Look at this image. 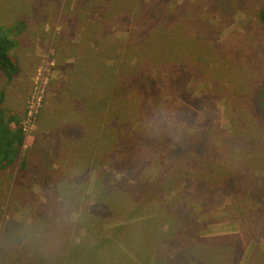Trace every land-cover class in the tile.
I'll return each mask as SVG.
<instances>
[{
    "label": "rangeland",
    "instance_id": "374dc122",
    "mask_svg": "<svg viewBox=\"0 0 264 264\" xmlns=\"http://www.w3.org/2000/svg\"><path fill=\"white\" fill-rule=\"evenodd\" d=\"M107 2L0 0V27L24 63L20 77L0 74L5 116L13 112L22 123L36 77L45 78L36 125L15 162L0 169V264H44L35 249L59 251L66 238L61 256L73 251L57 264H90L93 248L104 249L109 264H123L120 252L129 257L124 264L142 252L136 264H155L152 257L160 264L175 257L176 264H264V117L251 102L264 79V0H124L116 10ZM163 33L178 50L160 74L167 81L154 110L164 122L159 131L147 116L138 119L152 107L136 113L137 102L145 103L126 83L153 76L144 71L151 60L138 51ZM171 76L175 89L167 85ZM115 85H122L118 115L132 113V102L136 118L122 126L132 139L107 155L102 114ZM91 98L101 112L87 114ZM140 167L155 181V198L139 191L146 189ZM100 177L113 194L103 196L107 185L94 190ZM223 235L232 237L210 240Z\"/></svg>",
    "mask_w": 264,
    "mask_h": 264
},
{
    "label": "trees",
    "instance_id": "16d2710c",
    "mask_svg": "<svg viewBox=\"0 0 264 264\" xmlns=\"http://www.w3.org/2000/svg\"><path fill=\"white\" fill-rule=\"evenodd\" d=\"M120 2H124V0H110V2L108 0L107 4L109 3L110 5H108V6H110L111 9L112 8L114 9L116 6H118V4ZM130 2L133 3V1H130ZM140 2L144 3L145 1H140ZM121 5L126 7L125 10H127L129 3L125 2ZM114 10H116V8ZM141 10H143V6H142ZM144 10H148V8L146 6H144ZM260 20L264 24V7L260 11ZM132 27H133V25H132ZM164 37H165V35L163 33L157 41H155L154 43H149L147 48H146V53H144L143 50L141 52L138 51V55L140 56V58L147 55L149 57V59L151 60L150 62H152V64H151L152 69L149 68V66L146 64V66L144 67V71H146V72L150 71L149 74H153V76H151V77L137 76V77H134V80H133V78H130V81L128 83H126V84H129V86L131 85L132 88H134V87L138 88V92L140 91V97L142 98V101L145 103V104H142L141 102H137L136 113L145 111L146 109L150 110L152 107L153 113L152 112L148 113L150 115H145V113L139 114L140 116L138 117V119H144V116H147V120H145V121L151 122L152 125H157V129L159 131H160V126H161V129L165 131L164 122L157 116V114H154V110L157 109L160 102L163 101V99L161 98V95H162L161 90L163 89L162 87L164 86V83L167 81V79L165 80V78L167 76H161L160 74L165 71L164 67L167 66V64H168L167 58L171 57V49L174 48L175 52L178 50V48L176 47V43L175 44H169V43L166 44L167 41L164 39ZM13 47H14V41L12 40V38L10 39V37L6 36L5 33L3 32L2 28L0 27V71L8 79H12V78L16 77L19 73V65H18L17 59L11 53V50ZM149 48H150V50H148ZM174 58H176V60L180 59L179 56H176ZM178 61H180V60H178ZM180 63H181V61H180ZM133 81H134L135 85L133 84ZM175 84H176V78L171 76L169 83L167 85H168V87L173 86L170 88L175 89V86H174ZM120 86H122V85H115L112 88V90H115V92L110 91V92L106 93V95H105L106 100H110V102L108 104V105H110L109 106L110 108L107 110V112H104L102 114V120L104 119L106 122V125H107L105 128L106 134L110 137V138L106 137L107 138V148H106V150H104V153H106L107 155H108L107 149H109L113 146H116L119 143L122 144V142H125L127 140L132 139V137H128V136L125 137V135L122 134L123 133L122 126L124 125L123 121L126 118L127 119L136 118L133 115L135 113V111H134V103H132V102H131V107H129V109L132 110V113L130 112L128 114H125L122 110V116L118 115L119 110L122 109V106H121L122 104L120 102L122 101V98H123V95L120 94L121 93L120 89L122 88ZM260 96H264V79L259 82L258 89L254 92V95L251 98V102L253 104V106H252L253 112H255L257 114H261L264 117V100L262 98H258ZM1 97H2V93L0 94V98ZM157 97L159 99H157V101H156ZM260 100H261V102H260ZM94 101H95V99L91 98V102H88V104L85 105V111L87 112V114H88L87 110H91L94 112L97 111L98 113L101 112V110L97 109L96 107L92 108V106L95 105V103H92ZM148 101H150V102L152 101L153 104L151 105V103H148ZM156 102L158 103V105ZM143 105H146V106H143ZM127 111H130V110L127 109ZM2 113L3 112L0 109V169H2L3 167H5L8 164L15 162V160L19 156V152H20V149L22 147L23 139H24V136H23L22 131H21V123H20V125L18 123L19 126L16 128V130L11 131L10 119H7V120L3 119ZM78 113H79V111H76V114H78ZM159 115H161V114L159 113ZM100 116H101V113L99 114V118H100ZM78 120H80V119H78ZM99 125L101 126V129H102V127L104 125L103 121H101ZM89 126H90V124H89ZM90 128H93L92 125L90 126ZM133 133L134 132H132L131 134H133ZM101 135H102V133H101ZM40 137L41 138L38 140L39 142H44V140L47 139V136L45 137V136H43V134H41ZM51 137H52V135H51ZM71 137H72V135H71ZM153 138L157 139V140H162L161 136H154ZM73 141L76 142L77 140H73ZM100 142H101V144L99 143L98 146L100 148H102V139H100ZM71 150H72V147H71ZM74 152H77L76 155H79L80 149L76 148V149H74ZM98 153L101 154V151H99ZM106 158H107V156L100 157V160L98 158L99 164L97 163V166L99 167L98 168L99 170H102L101 165L103 164V161ZM112 162L117 164L116 160H112ZM138 171L141 172V174L144 178L143 180H144L145 185H146L145 190L139 188V191H141V193L143 191H150V193H152V197L155 198V193L153 194V192H152L153 189L151 187V184H153V182H155L153 180V177H151L150 175L145 173L142 167H140L138 169ZM135 178L138 180L137 174H135ZM184 179H186V178L184 177ZM119 180H122V179H119ZM99 182L101 184L96 183V187H94L95 191L96 190L98 191L100 186L107 185L105 182H103V179L100 180ZM98 185H100V186L97 187ZM139 187H141V186H139ZM129 190H131V189L129 188ZM106 194L107 195L113 194V189L111 188V186L106 187V189L103 193V196H107ZM96 198L100 199L99 194L96 196ZM122 198H127V197L122 196ZM230 237H232V236H228V235L213 236V238H210V240L214 239L215 244L219 245L220 244L219 239H225L224 242H227L228 238L230 239ZM106 238H108V237H106ZM66 239H61V244H59V247L65 248L64 245L66 243ZM197 239L200 243L203 241L201 239V237L200 238L198 237ZM205 239H207V238H205ZM108 241H110V240L108 239ZM194 242L197 243L196 237H194ZM72 243L75 245L74 240H72ZM104 244H106V246H108L105 241L103 242V245ZM126 244H128V242H125V246H127ZM194 245H196V244H194ZM212 245H214V244H212ZM66 247H68V246L66 245ZM114 247H116V246L114 245ZM61 248H60V250H61ZM60 250L58 251V253H54L53 255L47 251L45 256H41V258H43L42 263L51 264L53 262V264H57L58 261H62L61 258H63V263H65L66 260L69 261L70 254H71V251H73V249L67 254L66 253L62 254V256L60 254ZM105 252L106 251H104V249H98L97 250V249L93 248L92 252L90 253V260H89L90 264H98V262H101L103 264H109L107 261H104L105 254L107 255V253H105ZM150 254H151V256L149 255V257H152L153 256L152 253H150ZM120 255H121V259L123 258V264H124L125 263L124 262L125 261L124 256H126V255L121 254V252H120ZM176 255L179 256V254H176ZM126 257H128V256H126ZM145 258H146V256L143 254V252L141 254H135L134 264H136L137 261L145 260ZM108 259H110V257H108ZM159 259L160 258H156V257L153 258L152 257L151 260L155 264H160ZM174 259H178V258L175 257ZM174 259L172 261L174 264H176L174 262ZM190 260H191V263L197 262L196 258H194V259L191 258ZM228 261H229V259H226L227 264H229ZM184 263H181V264H184ZM69 264H72V263L69 262ZM185 264H190V262L189 263L186 262Z\"/></svg>",
    "mask_w": 264,
    "mask_h": 264
},
{
    "label": "built area",
    "instance_id": "2783aa9c",
    "mask_svg": "<svg viewBox=\"0 0 264 264\" xmlns=\"http://www.w3.org/2000/svg\"><path fill=\"white\" fill-rule=\"evenodd\" d=\"M44 89H45V78L42 76L41 73H39L32 87L27 102V106L25 109V113L22 118L21 131L23 135L30 133L36 125L38 114L41 109Z\"/></svg>",
    "mask_w": 264,
    "mask_h": 264
},
{
    "label": "crops",
    "instance_id": "0c3cea01",
    "mask_svg": "<svg viewBox=\"0 0 264 264\" xmlns=\"http://www.w3.org/2000/svg\"><path fill=\"white\" fill-rule=\"evenodd\" d=\"M21 33V32H20ZM19 33V34H20ZM19 37V36H18ZM19 65V73H18V77H20V74H21V70H22V67H23V65H24V63H19L18 64ZM0 74L2 75L3 73L0 71ZM3 76H5L4 74H3ZM16 76V77H17ZM7 80H10V79H8V78H6ZM15 79V78H14ZM11 80H13V78L11 79ZM15 91H19V90H15ZM8 93V92H7ZM0 94H1V91H0ZM7 97H8V94H7ZM6 97V94L5 95H3L2 94V97L0 98V100L1 99H3V98H5V101L8 99ZM9 100H11V99H9ZM13 102V101H12ZM3 104V103H2ZM1 105V104H0ZM3 107V106H2ZM2 107H0V109L2 110V115H3V119H5V120H7V119H10V128L12 127V128H14L15 130H16V128L14 127V126H11V123L12 124H15V126H16V124L18 125V123H19V125H20V123H21V120H19V119H17V117H13V116H11V115H13L14 113L12 112L10 115H6L5 116V114H4V109L2 108ZM38 120V119H37ZM11 128V131L13 130L14 131V129H12ZM68 186V185H67ZM71 186V185H70ZM69 186V187H70ZM74 187V188H73ZM71 190H79V187H75V186H71ZM65 189H66V186H65ZM64 217V219H65V215L63 216ZM52 238H53V236H52ZM65 247H66V243H65V245H64ZM39 247V246H38ZM36 248L35 250H36V252H35V255L37 254V257H36V260H43V258H41V256H45V253H43L42 252V247H41V249L40 248ZM40 249V250H39ZM50 253L53 255L54 253H58V251H56L55 249H50ZM51 264H53V262L51 263Z\"/></svg>",
    "mask_w": 264,
    "mask_h": 264
}]
</instances>
